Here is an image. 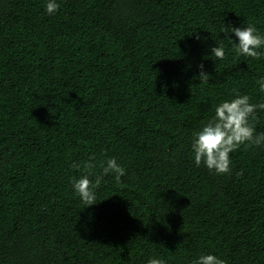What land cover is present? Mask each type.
<instances>
[{
	"label": "trees",
	"instance_id": "16d2710c",
	"mask_svg": "<svg viewBox=\"0 0 264 264\" xmlns=\"http://www.w3.org/2000/svg\"><path fill=\"white\" fill-rule=\"evenodd\" d=\"M57 2L0 0V264H264V146L231 153V175L191 147L233 89L264 102V58L222 32L264 35V0ZM92 155L93 181L110 157L126 175L87 207L73 177Z\"/></svg>",
	"mask_w": 264,
	"mask_h": 264
},
{
	"label": "clouds",
	"instance_id": "9594fccd",
	"mask_svg": "<svg viewBox=\"0 0 264 264\" xmlns=\"http://www.w3.org/2000/svg\"><path fill=\"white\" fill-rule=\"evenodd\" d=\"M46 11L53 15L60 9L57 0H47ZM222 32L227 36L235 34L239 43L228 39L233 43V51L237 56H247L256 60L264 58V35H261L254 24L248 23L246 27L225 26ZM213 56L217 60L227 58L225 47L220 44L212 49ZM201 72L199 79L202 83H207L209 75L203 70L204 65H200ZM260 91L264 92V77L257 80ZM234 98L223 100L215 106L214 115L203 124L202 128L193 133L192 152L195 164L199 167L204 164L210 172L217 175L232 174L231 153L238 151L242 146L245 148L264 146V133L257 134L255 122L258 120V113L264 111V102L252 103L249 95H241L239 90L233 89ZM231 95V94H230ZM94 155L83 162V171L79 179L73 177V188L75 194L82 202L88 206L97 203L96 189L101 185L102 180L109 174H114L117 183H122L121 178L126 175V169L121 166L114 157L107 158L101 162L102 172L95 176V180L90 179L94 175L96 168ZM72 167L79 170L81 165L73 163ZM242 176L243 173H237ZM148 264H166L163 259H149ZM192 264H226L224 259L213 254L199 256L192 261Z\"/></svg>",
	"mask_w": 264,
	"mask_h": 264
}]
</instances>
